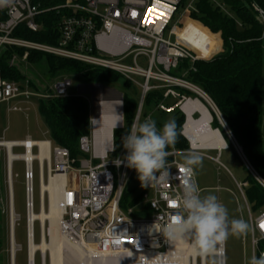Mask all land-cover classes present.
<instances>
[{
    "label": "built area",
    "instance_id": "built-area-1",
    "mask_svg": "<svg viewBox=\"0 0 264 264\" xmlns=\"http://www.w3.org/2000/svg\"><path fill=\"white\" fill-rule=\"evenodd\" d=\"M179 2L180 0H66L63 4L41 9L39 1L15 0L13 6L0 8V51L6 47L22 49L21 55H11L8 60L10 66H26L29 52L40 51L117 72L130 85L140 89V97L128 132L134 121L141 122L145 95L152 90L161 91L162 99L152 108L151 114L156 111L179 110L184 114L186 122L187 114L182 109V104L191 98H201L194 88L203 91L187 81L185 76L189 71L195 70L196 61L217 56L221 52L222 42L220 40L217 51L202 58L179 40L176 30L182 29L186 21L199 23L190 17V13L195 11L194 0H189L180 11ZM252 6L257 12V19L264 23V11L255 4ZM63 9L70 10L71 13L60 16L56 23L59 35L56 44L41 43L13 35L19 25H24L31 32H37L40 28L37 22L40 13ZM173 20L167 30L168 36L165 37L164 32ZM217 35L220 39L218 33ZM170 36H173V39H170ZM139 56L146 59V67L137 63ZM128 58L131 63L125 64L123 61ZM184 62L187 66L181 68ZM71 86L72 81L68 75L56 77L43 91L33 89L28 78L17 82L3 79L0 75V104L7 105L8 112L25 111L27 109H23L22 103H28L31 99L69 96L71 94L68 90ZM83 88L93 93L98 107V114L95 116L88 100L89 133L81 136L78 141L79 150L84 156L74 161L70 159L66 148L53 146L47 140L49 159L44 158L41 162L36 157L33 160L37 163L39 179L40 173L43 179L44 174L47 179L50 175L64 176V184L60 189V232L83 250L87 264H182L178 259L168 260L163 256L170 241L156 231L153 225L156 222L163 224L175 213L174 197L180 192L178 177L183 173L180 168L182 162L177 157L194 148L189 143L188 151L175 148L169 150V182L144 187L139 193L142 203L148 205L150 214L133 216L132 206L122 209L119 203L134 169L126 166V150L123 145L118 153L113 154V131L125 128L123 94L121 93L120 98L114 89L100 86ZM182 90H188L196 97ZM207 98L210 100L208 96ZM115 102L119 104L120 117L111 127L110 138L105 140L106 143L100 139L96 140V121L101 116L102 103ZM211 103L213 107H209L219 116L215 105L212 101ZM195 114L193 112L191 116ZM149 116L150 114H146L145 118ZM26 139L31 138L27 136L23 140ZM11 143V151L22 147L26 152L27 146L22 144V140ZM103 144L106 145L105 149L98 151ZM30 149L32 152L35 149V156L39 154L38 145L33 144ZM235 151L249 173L264 189V179L252 169L238 145L235 146ZM118 159L123 161L119 166L114 163ZM215 161L221 165L218 158H215ZM24 166L28 211L33 210V174L32 166L29 172L26 162ZM236 185L246 204L248 223L252 226L249 232L251 256H259L264 252V228L258 226L264 224V209L253 217L243 192L246 183L236 182ZM166 196L169 199H165ZM215 258L216 264H225V249L221 256L218 254ZM42 259V264H45L44 258ZM28 264L34 263L28 261ZM195 264H202L200 256L196 257Z\"/></svg>",
    "mask_w": 264,
    "mask_h": 264
},
{
    "label": "trees",
    "instance_id": "trees-1",
    "mask_svg": "<svg viewBox=\"0 0 264 264\" xmlns=\"http://www.w3.org/2000/svg\"><path fill=\"white\" fill-rule=\"evenodd\" d=\"M38 1L41 3L40 8L44 9L63 4L66 0H34V2ZM188 1L180 0L178 11ZM252 4L264 11V0H194L195 11L190 13V17L202 26L188 20L184 27L176 32L179 40L195 50L202 58L206 56L204 43L213 42L214 48L219 49L220 39L217 33L219 34L222 40L221 52L211 59L196 61L195 70L189 71L185 79L210 98L235 142L241 148L243 156L252 169L264 179V23L257 19V12ZM70 13L71 11L66 9L42 12L37 17L40 25L37 32H31L24 25H19L13 31V35L41 43L56 44L59 36L56 23L60 16ZM13 53L21 55L22 49L6 47L0 51V75L3 79L19 82L28 77L20 66L8 64ZM42 60L46 63L47 73L51 79L73 74L81 76L85 83L107 85L122 78L111 70L40 51H30L27 56L29 65H36ZM186 66V62L181 64V68ZM29 82L33 89L45 90L37 89L31 80ZM124 85L130 87V83L126 80ZM182 91L196 97L188 90ZM161 99L162 92L152 90L145 95L144 107L150 110ZM35 100L38 113L46 126L47 140L51 145L66 148L70 159L74 161L84 156L79 150L78 141L81 136L89 133L88 99L83 95L71 94L66 97ZM137 104L138 99L123 94L125 128L113 131V149H115L113 154L118 153L122 147V137L128 133ZM146 114L143 111L141 118H145ZM211 114V127L220 130L227 143L226 149H231L235 157L241 161L223 133L217 118L213 113ZM169 119H175L180 132L174 148L188 151V141L181 134L184 114L175 110ZM158 125L161 128L163 123L158 121ZM171 149L169 148L168 151ZM170 159L168 157L167 161ZM247 172L243 192L250 208L256 210L264 206V189L248 170ZM119 204L122 209L132 206L133 216L150 214L148 205L141 201L140 193L127 188L124 189ZM23 248L26 250L25 245ZM36 254L37 252L34 258Z\"/></svg>",
    "mask_w": 264,
    "mask_h": 264
},
{
    "label": "rangeland",
    "instance_id": "rangeland-1",
    "mask_svg": "<svg viewBox=\"0 0 264 264\" xmlns=\"http://www.w3.org/2000/svg\"><path fill=\"white\" fill-rule=\"evenodd\" d=\"M174 20L169 24L164 32V36L167 37V30L173 24ZM173 39V36H170ZM221 40V38H220ZM222 42V40H221ZM222 44V43H221ZM214 48L213 42L204 43V53L208 55ZM222 49V48H221ZM125 64H130L131 59L128 58L123 61ZM137 63L146 67V59L143 56L137 58ZM21 66L22 71L26 74L29 80L37 87V89H45L48 85L54 82V79L49 78L47 73V66L44 60L36 65L25 64ZM72 81V86L68 92L70 94L77 93V86L84 83V79L81 76L73 74L68 75ZM140 82L141 79L136 77ZM112 89L117 90L122 94H126L129 97L139 99L140 89L135 85L127 87L124 85V80L120 78L118 81L105 84ZM86 98H90V94H85ZM206 104L204 101H202ZM23 109L26 111H7V105L0 104V139L20 141L25 137L30 136L34 140H47L46 126L43 119L40 117L37 110V101L33 99L30 103H22ZM207 106V104H206ZM211 110V109H210ZM144 112L150 114L151 118L156 121L157 127L158 121L164 123L174 114V112H162L156 111L151 114L150 110L144 107ZM150 112V113H149ZM211 113L212 110L210 111ZM214 114V113H213ZM198 116V113L194 115V118ZM143 117L141 121H143ZM185 122V120H184ZM219 122V121H218ZM184 124V123H183ZM220 124V123H219ZM222 127V126H221ZM225 128V127H224ZM225 133L223 127L221 128ZM226 135L227 139L228 136ZM224 138V137H223ZM225 140V139H224ZM2 141V140H0ZM230 142V140L228 139ZM189 144V142H188ZM231 144V143H230ZM232 145V144H231ZM227 148V147H226ZM219 150H205L198 149L202 154L203 161L202 166L196 169V182L201 189V195H207L209 193L215 194L219 201L223 203L228 211L230 218H242L248 222V213L246 210V204L242 198L240 191L236 185L237 183H243L248 175L247 170L241 161H239L231 149ZM234 148V147H233ZM14 153H23L22 147L13 149ZM33 153L36 154L35 149ZM186 154V153H184ZM184 154L178 155L177 159L183 162ZM208 156V157H207ZM209 157H217L221 165ZM97 162V161H96ZM8 170H7V153L4 147L0 146V264H11V241H10V224H9V183H8ZM32 186H33V211L37 213L40 209L39 199V173L36 161L32 163ZM11 185L13 192V210L17 216L16 224L14 226V243L15 254L14 264H28L27 256V195L25 190V166L22 160H15L11 166ZM44 180L47 178L44 174ZM128 190H133L135 193L140 192L144 187H141V182L138 179L137 172L129 176L126 184ZM44 205L48 206V196L45 194ZM264 206L253 210L251 209V215L256 216ZM45 238L47 243L48 237V223L44 228ZM42 231V233H43ZM33 240L37 244L40 242L41 227L38 221H34L33 225ZM25 245L26 250L23 246ZM225 249V264H247L248 259L251 257V248L249 245V233L242 237H229L224 245ZM37 252L34 258V264H42V256L40 251ZM67 264H79L78 260H68L70 253L67 251ZM45 264H49V252H45ZM199 262V259H197ZM216 262L215 256H209L205 258V264H213ZM197 262V263H198Z\"/></svg>",
    "mask_w": 264,
    "mask_h": 264
},
{
    "label": "clouds",
    "instance_id": "clouds-1",
    "mask_svg": "<svg viewBox=\"0 0 264 264\" xmlns=\"http://www.w3.org/2000/svg\"><path fill=\"white\" fill-rule=\"evenodd\" d=\"M14 3L15 0H0V8L11 7ZM179 135L175 119H169L158 128L149 116L142 122L134 121L130 131L122 137L126 166L135 169L141 187L169 182L167 158L171 153L168 149L175 147ZM202 161V155L195 149L184 154L180 165L183 173L178 177L180 192L174 197L176 211L166 222H156L153 227L170 242H189L194 256L209 257L222 253L229 237L246 236L252 226L242 218H230L227 207L215 194L201 195L195 176ZM122 162L120 159L114 161L118 166ZM247 264H264V252L252 255Z\"/></svg>",
    "mask_w": 264,
    "mask_h": 264
},
{
    "label": "bare ground",
    "instance_id": "bare-ground-1",
    "mask_svg": "<svg viewBox=\"0 0 264 264\" xmlns=\"http://www.w3.org/2000/svg\"><path fill=\"white\" fill-rule=\"evenodd\" d=\"M218 49L215 47L211 50V52L204 56L205 58L213 54ZM195 89V92L200 99L206 101V104L202 102L199 98H191L187 100L184 104H182V109L187 114V121L183 127V135L189 141L192 148L194 149H208V150H219L225 149L227 146L226 141L223 138L219 129H214L211 127V119L212 114L209 105H212L211 101L207 98V96L201 92L200 90ZM119 104L115 103H102L101 106V116L96 121V140L100 139L106 143V139L110 138L111 135V127L112 125L118 121L119 115ZM198 113L196 118L191 116V113ZM225 130L229 133V130L225 126L222 121ZM229 138L234 142L230 133L228 134ZM12 141L3 140L0 141V146H3L6 149L7 153V163H10V170L8 174V183H9V224L10 229H12V238L11 241V253L15 254V243H14V226L17 220V216L14 213L12 200H13V192L11 185V165L15 160H22L26 162V166L28 168V172L31 170L32 162L34 158H38L41 162L44 158L49 159V144L47 140H33L26 139L22 140V144L27 146L26 152L23 153H14L11 151ZM36 144L39 146V154L35 156V154L31 151L30 146ZM106 145H102L99 147L98 151H103ZM39 199H40V209L37 213L33 210L28 209V227H27V241H28V249L29 256L28 259L31 263H34V255L35 251H40L41 255L45 252H49V264H67V251L71 254L68 260H78L79 264H87L85 259V253L81 248L77 246V244L68 238H66L58 228V220L60 218L62 210L60 209V189L64 184V176L60 174H56L54 176L50 175L48 179L45 181L43 179V175L40 173L39 179ZM33 181V180H32ZM45 194L48 196V206L47 208L44 205V197ZM29 197V195H28ZM34 221H38L41 227V237L40 242L35 243L33 240V225ZM48 223V237L49 242L47 243L44 233V228ZM43 231V233H42ZM223 253V252H222ZM220 253L219 255L221 256ZM218 255V254H217ZM168 260L178 259L182 264H190L192 260V264L196 263V257L191 252L189 247V242L187 241H175L169 242V246L165 254ZM43 258V257H42ZM202 258V264H205V257ZM43 260V259H42ZM162 260V259H160ZM14 264V256L13 262Z\"/></svg>",
    "mask_w": 264,
    "mask_h": 264
},
{
    "label": "water",
    "instance_id": "water-1",
    "mask_svg": "<svg viewBox=\"0 0 264 264\" xmlns=\"http://www.w3.org/2000/svg\"><path fill=\"white\" fill-rule=\"evenodd\" d=\"M84 86H100V87H103V88H109V89H111L110 87H108V86H105V85H102V84H99V83H84V84H79L78 86H77V93L79 94V95H85V94H90V103H91V108H92V111H93V114L96 116L97 114H98V107H97V104H96V102H97V99H96V97L93 95V93L90 91V90H85L83 87ZM80 88H83V89H80ZM115 90V89H114ZM117 93H118V95H119V97L121 98V93L120 92H118L117 90H115ZM210 109L212 110V112L214 113V115H215V117L217 118V120L219 121V123H220V125L223 127V129H224V131H225V133H226V130H225V128H224V126H223V124H222V121L224 122V120H223V118L221 117V115H220V113H219V116L215 113V111L210 107ZM185 123V122H184ZM224 124H225V122H224ZM183 126H184V124L182 125V128H183ZM225 126L227 127V125L225 124ZM227 129H228V127H227ZM229 130V129H228ZM229 133H230V131H229ZM181 134L183 135V133L181 132ZM226 135H227V133H226ZM230 135H231V133H230ZM184 136V135H183ZM228 136V135H227ZM232 136V135H231ZM185 137V136H184ZM228 139L230 140V143L232 144V146L234 147V149H235V146L237 145V143L235 142V140H234V138H233V136H232V139L234 140V142L229 138V136H228ZM239 155V154H238ZM7 170H8V173H9V170H10V163L8 162L7 163ZM28 215H27V227H28ZM12 229H10V232H9V236H10V238H12ZM27 236H28V233H27ZM11 256H10V259H11V264H12V262H13V256L14 255H12V253L10 254ZM27 256H29V249H28V247H27ZM43 258H44V254H42L41 255ZM28 261H29V259H28ZM30 262V261H29ZM32 262V261H31Z\"/></svg>",
    "mask_w": 264,
    "mask_h": 264
},
{
    "label": "crops",
    "instance_id": "crops-1",
    "mask_svg": "<svg viewBox=\"0 0 264 264\" xmlns=\"http://www.w3.org/2000/svg\"><path fill=\"white\" fill-rule=\"evenodd\" d=\"M20 66V68H21V66H24V65H19ZM59 77V76H58ZM77 89V88H76ZM76 94H78V93H76ZM85 98H86V96L85 95H83ZM86 99H88V100H90V98H86ZM31 101H33V99H31L28 103H30ZM169 101V100H168ZM24 108H26V107H24ZM27 109V108H26ZM26 111V110H25ZM144 111V110H143ZM150 111H152V109H150ZM154 113V112H153ZM194 117V116H193ZM28 137H30V136H28ZM31 138V137H30ZM32 139V138H31ZM0 140H5V139H0ZM34 140V139H33ZM187 140V139H186ZM7 141H9V140H7ZM10 141H15V140H10ZM188 141V140H187ZM189 142V141H188ZM190 149V148H189ZM205 150H208V149H205ZM197 151H200V150H198L197 149ZM221 151H218V153H220ZM200 154H202L201 152H200ZM208 157V156H207ZM209 158H212V157H209ZM215 158H217V157H214V158H212L214 161H215Z\"/></svg>",
    "mask_w": 264,
    "mask_h": 264
},
{
    "label": "snow or ice",
    "instance_id": "snow-or-ice-1",
    "mask_svg": "<svg viewBox=\"0 0 264 264\" xmlns=\"http://www.w3.org/2000/svg\"><path fill=\"white\" fill-rule=\"evenodd\" d=\"M135 15V14H134ZM174 206V205H173ZM261 228H264V224H261Z\"/></svg>",
    "mask_w": 264,
    "mask_h": 264
}]
</instances>
